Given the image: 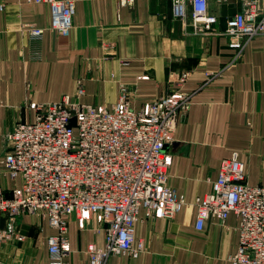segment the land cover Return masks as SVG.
Wrapping results in <instances>:
<instances>
[{
  "label": "crops",
  "instance_id": "crops-1",
  "mask_svg": "<svg viewBox=\"0 0 264 264\" xmlns=\"http://www.w3.org/2000/svg\"><path fill=\"white\" fill-rule=\"evenodd\" d=\"M75 1L74 26L66 36L51 29L47 3L0 0V159L8 150L5 133L33 119L31 103L60 100L82 85V102L111 108L127 87L132 107L140 110L190 70L183 90L191 106L167 147L173 156L168 184L185 196V204L174 219L141 209L135 246L141 240L145 249L138 257L113 255L108 264H232L238 217L231 213L224 224L210 219L198 230L197 202L212 190L222 160L235 154L250 184H264V36L250 41L234 61L223 31L241 10V0H209L219 34L201 35L173 16L172 0ZM28 24L44 28V37L31 40ZM210 72L220 74L211 78ZM5 172L1 167L0 188L10 194L14 183ZM7 225L0 213V229ZM16 228L25 239L4 243L0 264H51L48 241L58 231L48 219L26 214ZM98 228L97 218L86 228L71 219L69 264H89L87 245H105Z\"/></svg>",
  "mask_w": 264,
  "mask_h": 264
},
{
  "label": "built area",
  "instance_id": "built-area-1",
  "mask_svg": "<svg viewBox=\"0 0 264 264\" xmlns=\"http://www.w3.org/2000/svg\"><path fill=\"white\" fill-rule=\"evenodd\" d=\"M27 1L47 3L51 29L71 33L75 0ZM172 3L173 16L187 21L192 33L219 34L209 0ZM241 6L223 31L234 61L243 57L250 41L264 36V1L241 0ZM25 31L31 40H41L45 33L34 24L25 25ZM191 74L182 71L169 93L140 110L132 107L127 87L121 88L111 108L82 102V85L60 100L31 103L33 119L17 122L4 135L8 150L0 159V170L5 168L14 187L10 194L0 188V213L8 219L7 227L0 229V248L7 241L25 239L16 228L19 217L39 216L58 231L48 241L51 264H69L71 219L86 228L96 216L105 245H87L89 264H108L118 254L138 257L145 249L141 240L135 246L140 210L174 219L185 204V196L168 184L173 156L167 147L191 106L183 90ZM219 74L208 73L211 78ZM197 206L198 230L210 219L224 224L231 213L238 217L240 237L232 264H264V184H250L248 169L237 154L222 160L212 190Z\"/></svg>",
  "mask_w": 264,
  "mask_h": 264
},
{
  "label": "rangeland",
  "instance_id": "rangeland-1",
  "mask_svg": "<svg viewBox=\"0 0 264 264\" xmlns=\"http://www.w3.org/2000/svg\"><path fill=\"white\" fill-rule=\"evenodd\" d=\"M94 218H96V216H95ZM94 218H93V219H94ZM93 219H92V221H93ZM92 221H91V222H92ZM20 234H22V233H20ZM14 241H16V240H14ZM89 244H90V243H89ZM3 245H4V244H3ZM3 245H2V246H3ZM2 246H1V247H2ZM108 261H109V260H108ZM108 261H107V262H108Z\"/></svg>",
  "mask_w": 264,
  "mask_h": 264
}]
</instances>
